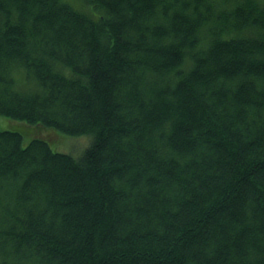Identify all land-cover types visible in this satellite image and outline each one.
Listing matches in <instances>:
<instances>
[{"label":"trees","instance_id":"obj_1","mask_svg":"<svg viewBox=\"0 0 264 264\" xmlns=\"http://www.w3.org/2000/svg\"><path fill=\"white\" fill-rule=\"evenodd\" d=\"M0 115V264H264V0H0Z\"/></svg>","mask_w":264,"mask_h":264},{"label":"rangeland","instance_id":"obj_2","mask_svg":"<svg viewBox=\"0 0 264 264\" xmlns=\"http://www.w3.org/2000/svg\"><path fill=\"white\" fill-rule=\"evenodd\" d=\"M0 125L4 129L8 128L7 121L4 119L3 115H0ZM21 125H22L21 123L18 124V126H20V127H21ZM13 128L17 129L15 127H13ZM50 131L54 133L53 135L56 137V140H51L47 137L46 138L49 139L50 144L53 147V149L57 150V151L63 150L62 152L71 153V154H74L75 156L80 155L84 151V149L89 145V143L91 141V137L88 136L87 134L74 136V135L65 134L63 132H59L57 130L50 129ZM42 133L49 136V137L52 136V135H48L46 132H42ZM42 133L38 132L39 135H43ZM54 136H52V138ZM82 140H84V141H82ZM25 141L28 142L29 139L28 140L25 139ZM83 147H85V148L83 149ZM67 149H68V151H67Z\"/></svg>","mask_w":264,"mask_h":264},{"label":"bare ground","instance_id":"obj_3","mask_svg":"<svg viewBox=\"0 0 264 264\" xmlns=\"http://www.w3.org/2000/svg\"><path fill=\"white\" fill-rule=\"evenodd\" d=\"M64 2H66V1H64ZM72 2V1H71ZM185 66V65H184ZM178 77V76H177ZM90 135V134H89ZM88 135V136H89ZM92 136V135H91ZM82 139V138H81ZM93 139V138H92ZM82 141H84V140H82ZM89 143V142H88ZM78 144V143H77ZM90 144V143H89ZM87 145V144H86ZM82 146V145H81ZM88 147V146H87ZM91 147V146H90ZM85 147H83V149H84ZM63 151V150H62ZM67 151H68V149H67ZM60 152V151H59ZM67 153V152H66ZM76 153V152H75ZM216 153V152H215ZM74 155V154H73ZM78 155V154H77ZM79 156V155H78ZM82 156V155H81ZM75 157V156H74ZM31 204V203H30Z\"/></svg>","mask_w":264,"mask_h":264}]
</instances>
